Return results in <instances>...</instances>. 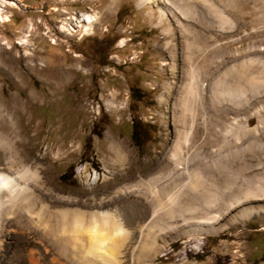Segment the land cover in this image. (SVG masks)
Wrapping results in <instances>:
<instances>
[{"label":"rangeland","instance_id":"rangeland-1","mask_svg":"<svg viewBox=\"0 0 264 264\" xmlns=\"http://www.w3.org/2000/svg\"><path fill=\"white\" fill-rule=\"evenodd\" d=\"M214 1L218 9L230 1L232 23L223 24L220 31V20L212 26L203 19L202 24L193 22L201 33L189 50L193 59H188L206 61L210 76L218 77L219 89L224 74L235 78L245 57L251 61L245 68L257 83H233L229 115L248 127L239 141L246 150L240 151L234 140V154L216 177H209L210 192L202 193L212 198L218 194L215 205L238 195L249 197L217 221L216 226L223 227L214 233L195 232L177 219L170 221V215L159 214L149 233L160 235L158 245L165 243L157 250V264H264V0ZM16 2L17 6L6 5L9 19L0 24V98L16 95L25 102L30 89L40 97L27 104L23 117H14L15 125L3 121L4 133L20 138L19 157L38 162L42 178L54 192L77 198L87 210L101 200L99 210L127 215L137 207L138 197L115 191L147 177L173 145L182 38L177 33L174 37L178 69L173 77L170 49L165 46L168 37L154 24L157 0L145 8L138 0ZM149 10L155 11L153 18ZM95 11L99 18L91 33L78 27L72 32L70 18ZM22 37L27 47L18 44ZM3 41L11 47L5 48ZM170 82L173 87L167 91ZM214 99L215 113L224 115L218 94ZM189 101L188 113L197 116V103ZM237 131L234 128V136ZM93 170L101 176L96 182ZM244 207L258 211L244 218L240 216ZM41 253L34 242L24 246L22 258L11 247L1 264H58L49 255L44 260Z\"/></svg>","mask_w":264,"mask_h":264},{"label":"bare ground","instance_id":"bare-ground-1","mask_svg":"<svg viewBox=\"0 0 264 264\" xmlns=\"http://www.w3.org/2000/svg\"><path fill=\"white\" fill-rule=\"evenodd\" d=\"M154 1L138 0V6H152ZM16 4V0H0V24L9 19L6 5L17 6ZM230 5L229 1L222 9H218L214 0H157L158 14L154 17V24L168 37L165 46L170 49L172 62L169 66L173 77L178 69L175 60L178 48L174 41L176 33L183 40V59L179 67L181 78L173 102L175 135L169 152L147 177L144 176L145 178L115 191V194L129 191L138 197L137 207L127 215L99 210L98 204L101 200L92 205L94 209L87 210L83 208L86 203L76 201L77 198L54 192L42 178L39 163L25 161L19 157L17 147L19 141L21 142L20 138L7 136L1 125L5 124L3 121L6 120L15 125L14 117H23L27 104L33 99H38L40 95L30 89V98L25 102L16 95L7 99L0 98V264L1 257L7 258L11 247L13 254L22 258L24 246L32 242L40 245L44 260L49 255L51 260L58 264H157V250L165 243L158 245L156 238L160 235L156 233L149 236V233L159 214L170 215V221L177 219L181 224L191 226L195 232L214 233L223 227L221 224L216 226L218 220L234 206L245 203L249 194L244 198L238 195L229 203L225 201L227 205H215L214 199L219 197L218 194L212 198L206 197L202 192L211 190L209 177L215 173L219 174L221 165H226L234 154V140L239 144L236 147L240 151L246 150L239 141L246 135L248 127L238 122V119L231 118L229 109L232 95L235 93L233 83L240 85L244 80L245 84L248 80L255 81L253 75L245 68L251 61H246L245 57L240 59L242 67L235 78L230 79L224 74L221 84L219 83L222 87L219 86L218 89V77L210 76L213 72L208 70L206 61L199 64L198 61L191 60L192 56L189 57V50L193 48L191 46L201 33L194 23L202 24L203 20H207L208 25L212 26L220 20V31H223V24L232 23ZM153 12L155 11H148L150 18L155 15ZM98 18L97 11L84 13L81 18H70L72 23L69 26L72 32L78 27L84 28V33L88 34ZM17 42L22 47L29 45L25 37L19 38ZM2 43L6 44L5 48L11 47L6 41ZM227 70L225 69L224 73ZM174 82L167 84V91L173 87ZM240 92L241 89V96ZM215 94H218L221 100L224 112L222 116L216 114L218 111L215 109ZM192 99L200 111L197 116L187 111V101ZM108 103L113 104L111 101ZM234 128L238 129L235 136ZM204 144L209 146L207 150L204 149ZM257 211L256 207H244L240 210V216L249 218ZM166 227L170 229V226ZM164 231L162 233L165 234ZM147 239H150V243ZM4 259L3 263H7Z\"/></svg>","mask_w":264,"mask_h":264},{"label":"built area","instance_id":"built-area-1","mask_svg":"<svg viewBox=\"0 0 264 264\" xmlns=\"http://www.w3.org/2000/svg\"><path fill=\"white\" fill-rule=\"evenodd\" d=\"M91 178H92L93 182H96L101 178V176H100L98 171L93 170V172L91 174Z\"/></svg>","mask_w":264,"mask_h":264}]
</instances>
